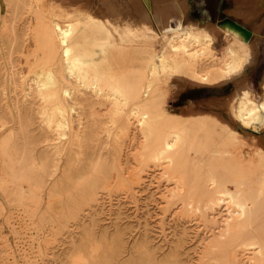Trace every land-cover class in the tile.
I'll list each match as a JSON object with an SVG mask.
<instances>
[{
	"label": "rangeland",
	"instance_id": "obj_1",
	"mask_svg": "<svg viewBox=\"0 0 264 264\" xmlns=\"http://www.w3.org/2000/svg\"><path fill=\"white\" fill-rule=\"evenodd\" d=\"M133 1L143 2L54 0L63 5L66 14L75 13L70 19H52L66 27L91 16L107 24L110 20L122 28L130 25L133 29L158 26V22L166 24L169 20L167 14L159 18L147 15L151 21L143 20L138 11L141 7L130 4ZM243 1L247 4L242 5V0H176L174 8L169 6L172 1H150L156 10L170 13L173 29H181L176 27L186 22L187 26L190 21L217 28L231 23L247 30L250 41L257 45L255 64L240 76L226 73L223 84L190 87L177 78L169 79L168 75L159 78L156 94L159 112L155 118L159 126L165 127L167 120L179 118L187 125L188 117L200 113L219 120L223 127L232 125L248 146L264 147V133L246 131L230 116L241 90L250 88L257 101L262 100L263 94L264 0H261V8L256 6L257 14L249 22L245 14L253 7L248 0ZM181 2L187 7L183 8ZM133 5L139 7L137 11ZM31 8L32 0H0V264H214L216 256L205 255V244L214 231L210 232L212 230L196 221L198 217L182 216L179 201L166 198L168 190L174 186L162 177L161 168L157 166L160 163L142 157L144 139L135 130L136 115H132L130 121L136 125H132L127 135H121L108 114L114 108V104L105 102L109 98L98 100L89 90H84V99L88 101L73 110L68 106L60 114L39 97V90L45 94L56 87L51 84L38 88V84H49L46 74L50 68L40 67L30 56L36 29ZM54 11L50 5L48 13ZM178 11L186 14L174 13ZM235 11L239 13H233ZM179 15L184 18L180 20ZM120 32L112 31L116 42L111 39V43L123 40L125 34ZM161 38L153 41L154 53L163 45L169 51V45ZM226 44L223 35L217 37L218 51L223 52ZM133 45L137 47L135 66H139L148 55L139 48L142 42ZM64 72L67 71L62 72L67 79L68 72ZM38 73L46 77L42 79ZM64 82L69 85V79ZM45 105L51 109L50 114H56L55 122L59 118L57 121H67L68 125L58 127L59 122L47 123L42 113ZM98 114L101 117H97ZM4 124L7 125L5 131L1 128ZM10 131L18 134L20 152L27 154L28 165L36 166L30 172L32 178L43 182L36 203L30 200L27 184L4 185L10 172L1 154V142ZM62 132L67 135L63 136ZM98 163L100 176L95 175ZM95 178L97 188H93L91 194V188L87 187Z\"/></svg>",
	"mask_w": 264,
	"mask_h": 264
},
{
	"label": "bare ground",
	"instance_id": "obj_2",
	"mask_svg": "<svg viewBox=\"0 0 264 264\" xmlns=\"http://www.w3.org/2000/svg\"><path fill=\"white\" fill-rule=\"evenodd\" d=\"M167 1H172L174 5L178 3L176 0ZM261 2L248 0L253 7L250 9L248 22L256 16V6L261 8ZM132 3L141 7L138 11H141L143 20L149 18L143 10L146 6L142 1H133L130 4ZM50 5L55 10L51 14L48 13ZM31 9L36 29L33 38L31 37L30 56L40 67L50 68L49 72L45 71L48 73L45 74L48 75L49 84H38V88L43 89L51 84L56 87L45 94L43 90H39V97L44 99L42 101L53 105L52 110L62 114L66 107L73 110L75 106L88 101L84 99V90H89V94L98 100L112 98L111 101L108 99L109 102L103 101L114 104L115 109L112 110L115 112L108 114L121 135H127L132 125H136V122H130L131 116L136 115L135 130L144 139L142 157L146 161L160 163L157 166L161 168L162 177L174 186L168 190L166 198L179 201L182 216L191 215L193 219L198 217L199 220L196 221L212 230L210 232L214 231L205 244L206 257L216 256L214 264H264V167L251 180H234L225 174L220 165L222 149L231 139L240 136V132L232 125L223 127L219 120L205 114L199 115L200 113L188 117L187 125L183 124L182 118L167 120L165 127L159 126L155 121L159 112L157 81L164 78V75H168L169 79L177 78L178 82H185L190 87H213L222 83L226 73L240 76L247 67L253 66L257 45L250 41L247 30L231 24L218 28L223 37H230V42L222 52L215 47L217 32L195 22H190L181 29L171 28L169 20L166 24L158 22V26L145 25L133 29L130 25L122 28L110 20L108 25L89 16L86 18L88 21L81 18L62 27L54 19H70L75 13L68 11L66 14L62 4L54 0H32ZM156 12L157 16L154 18L166 15L164 10ZM48 15L51 16L47 17ZM112 31H121L120 34H125V39L118 38L120 43L118 41V44H114L116 41ZM156 37H163L161 39L169 45V51L163 45L158 53L153 52V41ZM111 39L114 42L111 43ZM136 42H142L139 48L148 55L143 62L140 61L142 63L139 66H135L137 47L133 43ZM63 70L68 72L64 73L68 74L69 85L64 82L67 79L62 73ZM39 74L42 79L46 77ZM90 80L92 83H89ZM262 89L261 101L254 98V92L250 88L241 90L236 97L235 106L231 107L233 115H230L240 128L258 134L264 133V83ZM50 111L45 105L42 113L47 123L56 125L59 122L58 127L60 124L68 125L67 121H57L59 118L55 122L56 114H50ZM6 127V124L1 126L4 131ZM62 134L67 135L63 132ZM17 138L18 134L10 131L1 142V154L10 172L4 185L20 187L27 184L30 200L36 203L43 182L32 178L33 173L30 172L36 166L28 165L27 154H21ZM100 167L99 163L95 166L97 176H100ZM97 178L87 187L89 190L91 188V194L93 188H97Z\"/></svg>",
	"mask_w": 264,
	"mask_h": 264
},
{
	"label": "crops",
	"instance_id": "obj_3",
	"mask_svg": "<svg viewBox=\"0 0 264 264\" xmlns=\"http://www.w3.org/2000/svg\"><path fill=\"white\" fill-rule=\"evenodd\" d=\"M142 3L145 4V6H146L143 9V10H145L144 12L146 13V15L157 16V14H156L157 12H156V8H155L154 4L148 5L145 0H143ZM150 3H152V2H150ZM240 3L242 5L247 4V2H244L243 0ZM179 4L180 5L184 4L183 8L187 7L184 2L183 3L181 2ZM171 5H173V6H171ZM169 6H171V8L175 7L174 4H169ZM248 11H251V10H248ZM174 13L186 14V12H180V11L174 12ZM236 13H238V11L237 12L235 11V14ZM243 13L245 14V12H243ZM166 14L169 16V25L171 28H173L171 26V23H170V13L166 12ZM246 14H247L246 18L248 19L250 12H246ZM179 17H180V20L184 18V16H180V15H179ZM190 22H192V21H190ZM186 24H187V22L184 24L181 23L176 28H183L186 26ZM226 24H231V23H224V25H226ZM224 25H222V27H224ZM231 25H236V24H231ZM202 27L214 29L217 32L216 39H217V37L222 35L220 32H218V30H217L218 28L215 27V25L202 26ZM241 28H243V27H241ZM224 38L227 39V40L226 39L225 40L227 41L226 45H228V43L230 42V37L226 36ZM252 147H253V145H252ZM252 147L248 146L247 143H245V139H243L241 135L231 139L226 144V146H224V148L222 149V151L220 153V164H221L222 169L224 170L225 174L228 177H230L234 180H244V179L245 180H251V179L255 178L258 174H260V172L262 171V169L264 167V147L263 146L262 147H253V148Z\"/></svg>",
	"mask_w": 264,
	"mask_h": 264
},
{
	"label": "water",
	"instance_id": "obj_4",
	"mask_svg": "<svg viewBox=\"0 0 264 264\" xmlns=\"http://www.w3.org/2000/svg\"><path fill=\"white\" fill-rule=\"evenodd\" d=\"M146 2H147V4L149 5V3H150V0H145Z\"/></svg>",
	"mask_w": 264,
	"mask_h": 264
}]
</instances>
